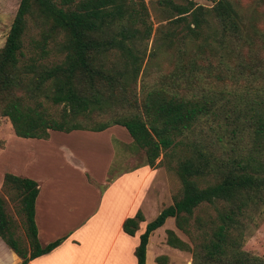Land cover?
I'll return each mask as SVG.
<instances>
[{"label": "trees", "instance_id": "16d2710c", "mask_svg": "<svg viewBox=\"0 0 264 264\" xmlns=\"http://www.w3.org/2000/svg\"><path fill=\"white\" fill-rule=\"evenodd\" d=\"M213 2L204 6L192 0H164L174 15L158 42L177 43V59L161 83L144 91L140 102L132 98L133 85L142 41L153 30L144 0H20L0 47V115L8 117L17 136L47 139L50 130L102 131L120 124L133 144L143 149L145 164L155 168L161 153L173 155L181 143L176 139L192 131L202 118L224 123L222 131L238 147L237 155L225 168L211 165L212 155L198 147L178 160L179 196L145 224L134 249L136 264H145L149 236L170 217L193 240L191 245L167 229L166 244L191 251V264H264V256L244 249L253 226L264 217V39L258 50L250 51V62L231 67L222 61L221 67L212 66L210 56L218 53L212 40L221 46L251 48L257 32L255 28L248 32L244 15L231 0ZM28 18L42 27L41 51H46V39L51 38L63 54L59 61L46 64L35 56L22 61ZM179 24L185 27L178 31ZM189 40L197 47L183 58ZM114 50L121 60L114 58L108 66V54ZM197 57L208 61L200 66ZM229 79L231 89L210 85ZM42 95L64 104L57 117L47 113ZM89 111L107 113L108 120L85 124L78 116ZM211 122L207 128L213 136L217 130ZM212 170L217 171L214 181L200 185L198 177ZM2 177L3 186L19 200L26 238L23 242L15 235L0 193V239L21 259L18 264H27L52 251L64 237L39 243L34 219L38 182L9 171ZM206 203L213 207L214 216L194 214ZM141 220L144 216L138 209L123 220L122 228L132 235Z\"/></svg>", "mask_w": 264, "mask_h": 264}, {"label": "rangeland", "instance_id": "374dc122", "mask_svg": "<svg viewBox=\"0 0 264 264\" xmlns=\"http://www.w3.org/2000/svg\"><path fill=\"white\" fill-rule=\"evenodd\" d=\"M177 3H187L189 0H173ZM195 5L201 4L204 6L213 5V0H192ZM234 3L235 7L239 10L240 13L244 15L246 20V27L248 32L254 28L257 30L254 40L253 47L249 46H240L242 47L241 54L239 53V48L236 45L226 46L219 45L218 41H213V47L218 52L216 57H212L209 60L212 61V66L221 67V62L223 61L226 64H229L231 67H236V64L241 61L243 64H246L249 61L250 51L258 50L262 40L264 39V0H231ZM20 0H0V47L3 45L5 37H7L10 26L12 25L13 18L16 14ZM145 5L148 10L149 21L153 25V30L150 38L144 39L142 41L140 54V69L136 77V83L133 85V91L135 92L132 98H138L139 102L141 97H143L144 91L148 90L157 83H161V80H164V77L173 69L175 61L177 59V49L176 45L168 46L158 42V39L163 35L164 31L169 29V20L174 15V10L169 4H165L164 0H144ZM28 28L25 36L23 37V53L25 55L23 62H27L28 59L32 56L38 57V62L51 64L53 62L59 61L63 54L59 53L54 47V42L51 38L46 39L45 49L46 51H41L40 44L42 42V27L37 24L33 19L28 18ZM183 25H178L177 30H181ZM175 35H178L175 33ZM174 40H177L176 37ZM59 39V37H58ZM203 38L197 39L196 42L201 41ZM39 42V43H38ZM195 41H188L186 44L187 53L183 55V58L188 57L190 53L195 51L197 47ZM38 43V44H37ZM249 47V48H248ZM230 49V50H229ZM241 49V48H240ZM209 49L204 50V54L207 55ZM212 51V50H211ZM214 52V50L212 51ZM235 52V53H234ZM260 53H263L260 51ZM222 54V57L220 56ZM108 60L106 64L109 66L112 59H120L118 51H110L108 54ZM262 55V54H261ZM264 56V54H263ZM121 60V59H120ZM119 60V61H120ZM207 59L197 57L196 63L200 66H203L207 63ZM242 79V78H241ZM214 89L219 90L223 88L231 89L233 86L232 80H227L223 83H210ZM40 99L43 101V106L45 107L47 113L52 116H58L64 107L63 103H54L46 96L42 95ZM111 103V102H110ZM112 104V103H111ZM116 105V104H115ZM105 106V105H104ZM116 111V109H114ZM107 113H98V112H88L84 115L78 116L80 121L82 120L85 124H93L94 122L106 121ZM211 120L202 118L197 125L193 128L192 131H189L186 135L177 138L176 140H181V143L178 144L174 151V154L167 153L161 155L156 159V163L160 162L155 168H149V174L146 181V184L143 186V201L141 204V209L145 216L144 221L139 222V226L136 229L133 235L126 238V247H127V262L126 264H134L135 254H134V242L138 238V234L144 229L145 224L152 220L162 208L172 204L174 196H179L181 191V182L176 172V165L178 160L182 158L184 154H190L194 148L198 147L203 151L208 152L212 155L211 161L212 164L220 168H225L229 165L232 158L237 155L238 147L233 143L232 139L227 133L222 131V124L224 123H215L211 122L214 125L217 131H214L215 134L212 136L211 129L207 128ZM206 123L203 127L202 125ZM220 124V125H219ZM122 134L118 133L120 136H111V141L115 149V155L108 170V177L114 178L117 176V173L123 171H130L133 168H138L140 166H146L145 164V155L143 149L133 144L132 138L122 137L124 133L127 132L126 128L121 125L120 127ZM207 131H209L207 133ZM55 137H58L59 144L62 145L61 151L64 157H61L66 164V167L73 168L71 172L68 169L60 170L55 166L54 158L56 156L55 150H48L44 148H38V144L34 143L31 138H22L16 136L13 128L10 124V120L7 116L0 115V193L5 199L6 211L11 219L13 224V230L16 236H18L23 242H25V229L23 223V215L20 212V203L17 198L14 197L13 193L10 190H6L3 186V172L5 171H19L18 168H12L11 165H20L24 166L29 164L28 169L33 170L36 175L41 177H49L50 174L56 176L58 185L53 184L54 188L58 190H64L65 192L70 193L69 201L71 203L81 204L77 195L83 194L85 191L84 180L82 176L79 175V170L85 166H89L92 170V176L100 179L99 171L102 166L99 159L101 155L97 149V144L93 142V139L90 140H73L72 136H69L63 132L56 130L54 131ZM76 133V132H74ZM128 133V132H127ZM129 134V133H128ZM212 136V138H210ZM82 138V137H81ZM37 140V139H35ZM207 140V142H206ZM205 143L203 145H198L199 142ZM170 152V149L167 150ZM194 152V151H193ZM74 156L70 157V154ZM76 153H78L82 161L77 158ZM94 160H96L95 163ZM31 163V164H30ZM92 163V164H91ZM18 165V166H17ZM76 168H74V167ZM21 167V166H20ZM59 172V173H58ZM74 174V177L68 176L67 174ZM216 170H212L206 175H201L198 177V182L200 185H205L207 182H213L216 178ZM58 175V176H57ZM76 175V177H75ZM87 175L88 181L90 183L93 180ZM93 176V177H94ZM48 182L54 180L52 177L45 179ZM123 182V181H122ZM118 183L117 186L111 190V193L115 192L114 199L110 200L104 198L102 207L100 208L101 212L98 213L97 219H102L103 222H98L95 224L103 223V230H109L112 227L108 221L110 216H117L119 212L125 211L129 205L133 202V193L136 188L132 187L133 185L130 182H127L126 188H122V185ZM136 184V182H135ZM54 201V198L52 199ZM139 197L137 198V202ZM111 203V204H110ZM110 205V206H109ZM94 196L89 200L85 208L83 206L78 210V216L81 217L85 212H88L90 208H94ZM108 206L113 208V213H110ZM218 206V205H217ZM57 207V206H56ZM55 211V206L53 207ZM57 209V208H56ZM52 212V210H50ZM57 212V211H56ZM207 213H210L212 216L215 215V211L210 204H204L201 207L195 209L194 214H199L205 216ZM60 216H66L65 214H60ZM65 223H73L76 218L72 217L71 221L65 217ZM246 219V222L250 224V220ZM193 218L189 222L192 224ZM53 222V219L50 221ZM58 223V219H56ZM55 224V223H54ZM173 230L178 237L183 239V241L188 242L192 245V240L189 234L184 233L181 229L176 227L174 218L170 217L166 219L164 225L157 228L149 237L147 249H146V262L145 264H191L192 253L187 250H178L168 244H166V230ZM191 229H193L191 227ZM111 233H104L103 240L106 241L110 239ZM88 237L81 239L83 242L82 250L73 251L71 247L63 245L61 249V255H59L58 264H86L88 263ZM67 248H71L67 250ZM244 249L250 253H256L258 255L264 256V217L258 219V223L253 226L251 234L248 236L247 240L244 243ZM47 260V259H45ZM44 261V259L42 260ZM5 264V263H2Z\"/></svg>", "mask_w": 264, "mask_h": 264}, {"label": "crops", "instance_id": "0c3cea01", "mask_svg": "<svg viewBox=\"0 0 264 264\" xmlns=\"http://www.w3.org/2000/svg\"><path fill=\"white\" fill-rule=\"evenodd\" d=\"M120 127V124H116L102 131L73 129L71 131H68V133H65L68 136L70 134V136H72L70 138H72L73 140L75 139L81 141L93 139V142L97 144V149L99 150V154L101 155V159H99L98 161V163L102 161V166L99 171L100 179L95 178L94 175V177L92 176L93 173L89 166H85L81 169H77L76 167L72 166L79 170L78 176H82L84 183L87 185L85 186V191H83V194H76V197L80 200L78 202H80L81 204L71 203L69 201L70 193L61 190V188L60 191L58 190V188H54L53 184L58 185V181L55 179L56 176L50 174L49 177L45 176L44 178L36 175V173H34L32 169L31 171L28 169L29 164H26L24 166L20 165L21 167L11 165L12 168H18L19 171L13 172L12 170L10 171V173L23 177H29L38 182L39 192L35 200L34 219L37 226V239L39 243L46 244L47 242H51L53 239H56L58 237H64L59 241V243L53 248L52 251L30 260L27 264H58L57 260L59 259V255H61V249L63 248V245L65 244L67 245V247L73 248V251L82 250L83 242L81 239H84L85 237H88V251L90 252L88 258L86 259L88 260V263L86 264H126L125 262H127L126 258L128 252L125 239L129 237L127 235L131 234H128L123 230L122 222L127 216L134 215L135 212L141 207L144 198L143 186L146 184L148 178L147 176L151 167H149L148 165H143L138 168H133L130 171L119 172L117 173V176L112 178L110 181L106 180V173L108 172L115 155V149L111 141V136H120L118 135V133L121 132ZM54 131L56 130H50L49 137L47 139H31H33L32 141L34 143L38 144V148L55 151L57 150L56 156L54 158L55 166L60 168V170L68 169L70 170L69 172H71L74 169L68 168L69 166L66 164V162L61 159V157H64V155L62 154L61 156L60 153L61 151H63L61 148L62 145L58 143L59 139H57L58 137L54 136V133H56ZM127 132L122 135L125 140H128L127 138L131 137ZM76 155L77 158L82 161L81 156L78 153H76ZM72 156H74V154L71 153L70 157ZM95 162L96 160H94L93 163ZM66 165L68 167H66ZM69 172L67 175L74 177V174H71ZM85 174H88L90 176V178L93 180L92 183L88 181L87 175ZM50 177H52L54 180H52L51 182L45 180ZM127 182H130V184L133 185L132 187L136 188L133 193V202L125 211L119 212L117 216L111 215L108 221L110 222L112 227H108L110 228L109 230H103V223L95 224L99 221L103 222L101 218L97 219L98 213L101 212L100 208L102 207L103 200L104 198H107L109 200L111 198L114 199L116 191L111 193V190H113V188L117 186L118 183H124L122 185V188H126ZM92 195L94 196L95 202L94 208L91 207L88 212H85L83 216L79 217L78 210L82 206L83 208L86 207L89 200L92 199ZM72 196L70 198H72ZM138 197L139 201L137 202ZM53 198L54 201H52ZM54 206L55 211L53 209ZM109 206V212L113 213V208H110ZM50 210H52V212H50ZM60 214H65L66 216H63L62 218ZM65 217H67L69 221H71L72 217H75L76 220L73 223H65ZM52 219L53 222L51 223L50 221ZM56 219H58V223L56 222ZM104 233H111L110 239L104 241ZM139 234L138 238L135 239L136 241L134 242V249L139 241ZM71 248H67V250H70ZM43 259L44 261H42ZM20 260L21 259L0 239V264H18ZM134 264H136V256Z\"/></svg>", "mask_w": 264, "mask_h": 264}]
</instances>
